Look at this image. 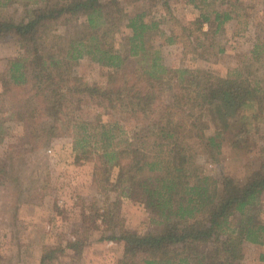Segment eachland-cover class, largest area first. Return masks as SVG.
Instances as JSON below:
<instances>
[{"label":"trees","instance_id":"1","mask_svg":"<svg viewBox=\"0 0 264 264\" xmlns=\"http://www.w3.org/2000/svg\"><path fill=\"white\" fill-rule=\"evenodd\" d=\"M18 4L22 20L2 15ZM228 4L230 9L202 11L194 22L204 37L198 47L210 42L217 54L225 52L209 37L236 19L238 6ZM149 12L130 15L119 0H0V40L13 38L23 49L0 76L2 95L16 103L13 117L27 125L34 150L71 138L77 164L95 163L104 183L117 169L121 196H133L150 212L152 230L124 229L113 237L123 244L119 264H237L242 245L264 244V145L258 167L249 172L221 157L231 143L251 151L264 125V81L258 78L264 41L226 76L176 70L172 101L160 114L168 69L163 44L155 41L173 45L180 37L167 34ZM124 26L131 33L119 49ZM84 58L112 70L107 86L75 76ZM84 98L104 110L94 121L76 115ZM202 156L218 165L216 173L206 172ZM80 244L76 239L67 248L78 252ZM60 251L66 248L47 249L40 264H54Z\"/></svg>","mask_w":264,"mask_h":264},{"label":"rangeland","instance_id":"2","mask_svg":"<svg viewBox=\"0 0 264 264\" xmlns=\"http://www.w3.org/2000/svg\"><path fill=\"white\" fill-rule=\"evenodd\" d=\"M204 1L195 0L194 5L190 0H119L128 14L150 11L149 19L160 21L167 34L180 37L173 45L164 44L159 38L155 41L157 46L163 44L161 50L168 69L163 80V104L157 111L160 114L172 101L176 70L202 69L226 76L249 58L258 40L264 41V0H233L238 6L234 13L236 19L226 23L224 31L209 37L214 38L215 45L225 47V52L217 54L218 48H210V42L198 47V40L204 42V37L194 22L202 11H213L214 7L230 9L228 0L205 1L212 4L210 7ZM8 13L18 22L25 16L19 4L2 9V15ZM209 27L204 24V31ZM130 33L124 26L117 35L119 49L125 48L124 39ZM22 54L23 49L15 39L0 40V76ZM111 72L110 68L88 58L81 59L73 69L75 76L98 86L108 85ZM258 78L264 81V71L259 72ZM3 92L0 83V264H40L41 256L49 248H66L57 253L54 264H119L123 246L112 240L113 237L124 229L139 233L152 230L150 212L133 196H121V188L116 186L117 169L112 173V181L104 183L95 163L77 164L71 138H58L34 150L27 125L13 117L16 103L9 96H3ZM103 113L101 107L84 98L76 115L94 121ZM106 117L103 116L105 120ZM206 133L210 135L212 127L207 125ZM254 140L251 151H244L240 143L224 146L221 158L231 168L243 173L251 171L259 165L264 125ZM200 161L206 172H217L218 165L207 156H202ZM86 195H94V199ZM83 211L86 213L82 214ZM260 215L264 220V195ZM76 239L81 243L78 252L67 248ZM239 253L241 258L237 264H264V244H244Z\"/></svg>","mask_w":264,"mask_h":264},{"label":"crops","instance_id":"3","mask_svg":"<svg viewBox=\"0 0 264 264\" xmlns=\"http://www.w3.org/2000/svg\"><path fill=\"white\" fill-rule=\"evenodd\" d=\"M82 196H84V195H82ZM86 196H87V195H86ZM87 198L90 199V200H91V199L93 200V199H94V195H93L92 197H91V196H87ZM102 212H104V210H103ZM85 213H86V212L83 211L82 214H85ZM102 219H103V218H102ZM99 221H100V224L103 226L102 220H99ZM120 244H122V243H120ZM122 246H123V244H122Z\"/></svg>","mask_w":264,"mask_h":264}]
</instances>
